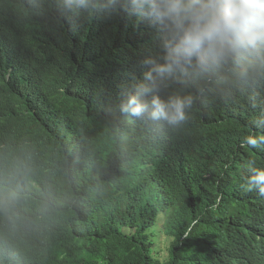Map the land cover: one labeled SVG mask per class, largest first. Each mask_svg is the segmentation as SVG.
I'll return each instance as SVG.
<instances>
[{"label": "trees", "instance_id": "trees-1", "mask_svg": "<svg viewBox=\"0 0 264 264\" xmlns=\"http://www.w3.org/2000/svg\"><path fill=\"white\" fill-rule=\"evenodd\" d=\"M71 4L0 0V61L13 70L0 63V264H262L261 204L238 195L264 152L245 140L264 134V58L173 80L214 96L179 129L129 119L124 93L141 63L162 62L161 26L126 61L117 48L135 38L121 15L85 33L71 24L89 19L87 1ZM141 120L169 145L147 146Z\"/></svg>", "mask_w": 264, "mask_h": 264}, {"label": "clouds", "instance_id": "clouds-1", "mask_svg": "<svg viewBox=\"0 0 264 264\" xmlns=\"http://www.w3.org/2000/svg\"><path fill=\"white\" fill-rule=\"evenodd\" d=\"M75 1L77 3H75ZM85 8L78 7L80 0H68L69 13L87 11L89 19L72 23L86 33L98 15L119 14L122 17V31L135 39L121 38L118 54L126 61L134 60L137 38L152 35L158 26L163 30L162 62L155 58L147 61L149 67L140 64L121 104V110L133 116L146 115L149 120L163 124L167 129L183 127L189 117L185 109L192 102L202 109L211 106L213 88L206 83L205 91H199L194 83L176 88L170 87L173 80L181 77L200 76L226 66L241 67L251 61L264 58V0H86ZM120 32V33H121ZM114 44L109 49L112 50ZM3 52H0V55ZM26 51L12 57L16 60ZM0 63L7 66V76L12 73L11 62ZM263 63V59H262ZM109 67L116 68L120 63L110 61ZM264 64V63H263ZM143 120V119H142ZM140 123L141 138L154 148L166 147V137L156 136ZM246 144L256 148L264 144V134L249 135ZM238 159L242 158L239 154ZM12 199L19 194L12 192ZM238 202L245 209L261 204L251 215L264 220V152L256 160V165L246 174V182L240 189ZM256 221V220H255ZM264 236V235H262ZM264 264V249L263 263Z\"/></svg>", "mask_w": 264, "mask_h": 264}]
</instances>
